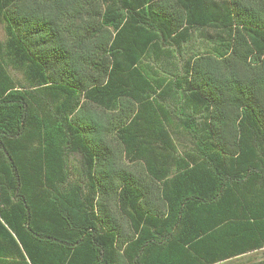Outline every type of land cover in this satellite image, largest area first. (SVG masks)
I'll list each match as a JSON object with an SVG mask.
<instances>
[{"label":"trees","instance_id":"16d2710c","mask_svg":"<svg viewBox=\"0 0 264 264\" xmlns=\"http://www.w3.org/2000/svg\"><path fill=\"white\" fill-rule=\"evenodd\" d=\"M0 25V264L264 249V4L0 0Z\"/></svg>","mask_w":264,"mask_h":264},{"label":"rangeland","instance_id":"374dc122","mask_svg":"<svg viewBox=\"0 0 264 264\" xmlns=\"http://www.w3.org/2000/svg\"><path fill=\"white\" fill-rule=\"evenodd\" d=\"M241 4L245 6H250L254 10H258L261 6L264 4V0H238ZM194 37H197V33L193 34ZM4 38V33L2 30V27L0 25V39ZM14 76L20 77V75L17 73H14ZM264 249H259L258 251H253L248 253L247 255L243 256L240 262L233 263V264H252L256 262H260L264 260Z\"/></svg>","mask_w":264,"mask_h":264},{"label":"crops","instance_id":"0c3cea01","mask_svg":"<svg viewBox=\"0 0 264 264\" xmlns=\"http://www.w3.org/2000/svg\"><path fill=\"white\" fill-rule=\"evenodd\" d=\"M252 252V251H251ZM250 253V252H249ZM243 257V254L241 255H238V256H235V257H231V258H228V259H225V260H222V261H219V262H216L214 264H233V263H237V262H240Z\"/></svg>","mask_w":264,"mask_h":264}]
</instances>
